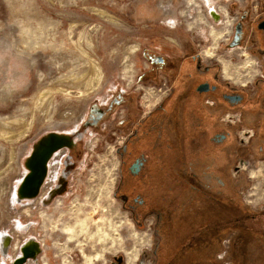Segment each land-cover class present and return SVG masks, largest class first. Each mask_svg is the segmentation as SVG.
Returning <instances> with one entry per match:
<instances>
[{
    "label": "rangeland",
    "instance_id": "374dc122",
    "mask_svg": "<svg viewBox=\"0 0 264 264\" xmlns=\"http://www.w3.org/2000/svg\"><path fill=\"white\" fill-rule=\"evenodd\" d=\"M230 2L0 0V264H12L31 239L41 251L25 264H137L148 235L113 195L121 134L85 120L118 94L141 91L144 48L167 53L177 39L200 40L204 51L223 44V58L241 59L225 46ZM237 61L239 72L249 68ZM52 135L71 145L52 155L38 193L23 199L30 160Z\"/></svg>",
    "mask_w": 264,
    "mask_h": 264
},
{
    "label": "flooded vegetation",
    "instance_id": "af4514ba",
    "mask_svg": "<svg viewBox=\"0 0 264 264\" xmlns=\"http://www.w3.org/2000/svg\"><path fill=\"white\" fill-rule=\"evenodd\" d=\"M228 14L225 46L246 71L232 66L241 59L223 58V44L144 48L141 91L118 94L85 120L121 134L113 195L148 235L137 264H264V0H231ZM33 243L41 251L28 240L12 264L36 261L39 252L22 256Z\"/></svg>",
    "mask_w": 264,
    "mask_h": 264
},
{
    "label": "bare ground",
    "instance_id": "6f19581e",
    "mask_svg": "<svg viewBox=\"0 0 264 264\" xmlns=\"http://www.w3.org/2000/svg\"><path fill=\"white\" fill-rule=\"evenodd\" d=\"M100 14H101V17H109V18H111V15L109 13H107L106 11L105 12L102 11ZM93 64H95V63H93ZM92 71H94L95 74L96 73L97 74L101 73V70H100L99 66H94ZM92 78H94V77H91V80H92ZM50 139L51 140H48V143L45 144V145H43V144L46 143V140L44 141V143L42 144L43 146L41 145L39 147V149L36 150L32 160H30V171H31V173L29 174V176L27 178V182L22 186L21 192H20V195H21V197L23 199L27 198L29 196H35L36 195V193L34 191L36 190V187H37V184H38L37 182H38L39 177H40V174H38L39 173L38 163L42 159L47 158L50 153H52L53 151L56 152L57 151L56 149H58L59 147L61 148L62 146H65L68 143L65 140H63V137L60 136V135L51 136ZM70 237L72 238V236H70ZM1 246H2L1 249H2L3 252L5 250L7 251L8 248H7L6 243H4ZM33 247H34V245L30 246V248H33ZM20 250H21V248H20ZM22 254H23L22 255L23 257L25 256L27 258V257L31 256L34 253H33L32 249H29V250H24L23 249ZM25 260H26L25 258L18 259L14 264H25V262H26Z\"/></svg>",
    "mask_w": 264,
    "mask_h": 264
},
{
    "label": "water",
    "instance_id": "95a60500",
    "mask_svg": "<svg viewBox=\"0 0 264 264\" xmlns=\"http://www.w3.org/2000/svg\"><path fill=\"white\" fill-rule=\"evenodd\" d=\"M52 136H56V135H52ZM51 137V136H50ZM50 137H47L45 140L47 141ZM58 149H60V147L58 148ZM58 149H56V150H58ZM54 152L55 151H53L52 153H50L49 154V156L47 157V158H44V159H42L39 163H38V166H39V173L38 174H40V177H39V180H38V184H37V187H36V190L34 191L35 193H38V191H39V189H40V187H41V185H42V183H43V179H44V177L46 176V172H47V163H48V161L50 160V158L52 157V155L54 154ZM33 245H34V247H35V255L34 254H32L31 256V258H35L36 257V255H37V253L39 252V248H38V246L35 244V243H33Z\"/></svg>",
    "mask_w": 264,
    "mask_h": 264
}]
</instances>
